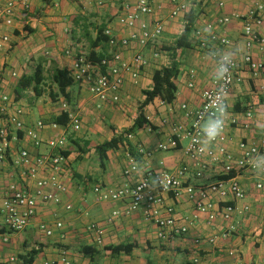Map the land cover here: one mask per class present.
<instances>
[{
	"label": "crops",
	"instance_id": "1",
	"mask_svg": "<svg viewBox=\"0 0 264 264\" xmlns=\"http://www.w3.org/2000/svg\"><path fill=\"white\" fill-rule=\"evenodd\" d=\"M26 1L30 6L29 10H18L13 25L1 28V34L8 38L6 41L0 40V89L4 88L8 94L14 90L19 78L32 74L38 64L42 66L44 75L48 70L52 72L55 68L67 67L71 57L64 54L66 48L71 46L72 49L81 51L78 40L95 39L98 26L104 24L105 29H112L116 34L117 17L125 0ZM150 1L160 9L155 10L149 19L159 20L163 25V32L155 41L154 46L157 49L174 45L183 30L184 16L190 11L196 14L193 32L204 31L206 26L211 25L217 34L230 40V46L219 48L210 45L207 49H200L196 46V38L192 32L189 37L191 48L176 52L180 72L175 80V99L170 104L154 99L145 107L144 114L149 125L132 135L129 141L136 152L140 146L150 153V156L140 155L139 160H135L139 166L138 172L128 176L123 174L129 166L125 146H119L107 153L104 170L99 167L95 147L132 125L143 100L141 92L150 89L153 72L169 62L166 52L161 51L160 58L154 59L151 46L141 50L149 60V65L141 71L137 79L126 78L120 102L117 104H104L97 108L89 94H82V89L80 95L74 92V96L71 94L73 90L68 89L70 97L74 99L72 106L62 99L53 105L42 103L40 99L43 96L31 102L41 115L39 120L45 122L59 117L61 104L68 103V110L76 113L81 120L82 135L76 139L72 138L77 145L67 138V135L75 132L67 129L64 133V149L70 154L62 176L66 186L62 204L39 203L32 222L20 233L12 232L0 224V253L4 259L1 264H24L20 256L26 255L34 248L39 249V253L33 264H44L45 261L54 259L59 250H65L74 264H194L195 258L205 264H235L237 257L251 264H264V176L253 177L248 172L235 176L245 197L241 201L230 203L235 212L227 222L217 219L208 223L206 215L194 211L184 196L178 199L171 194L162 193L164 204L160 215L165 217V209L171 208L178 225L187 228L186 234L168 240L158 237V228L153 222L144 219L141 209L128 216L120 214L109 223L107 220L111 218L112 212H123L126 202L96 201L94 187L118 188L133 185L146 170L174 171L188 165L190 167L185 182L195 187L209 186L223 176L220 164L206 171L202 178L195 177V168L184 155L188 144L184 130L190 128L192 116H186L182 106L195 112L202 104L204 91L212 87L216 68V61L212 58L213 52L239 48L241 51L236 60L241 63L245 52L241 39V22L233 17L231 22L223 27L216 25V22L225 16L243 15L258 0H179L187 6L188 12L177 18L169 16L173 7L171 0ZM5 2L6 0H0V13ZM35 12H41V15L31 16ZM262 17L264 18V11ZM257 32L264 36V28H257ZM207 36L204 31V37ZM97 50L105 52L106 46L98 47ZM137 51L138 47L131 45L124 51L123 56L131 60ZM251 54L255 60L264 61V52L257 48H254ZM13 72L15 77L11 75ZM191 72L194 74L193 79ZM241 77L242 81L233 85L227 97L228 114L236 119L234 123L229 122L227 127V134L232 139L228 149L234 158L239 156L238 142L252 143L264 139V130L258 127L264 125V74L253 77L244 68ZM190 82L192 87H189ZM75 87L77 90L80 86ZM25 101V98H21L17 103L23 106ZM249 110L252 111V117L247 120L243 114ZM32 116L31 110L25 109L23 122L26 128H32L35 124ZM177 127L183 129L178 139V148L168 152L158 151L157 145L172 137ZM56 135H60V132L45 130L41 135L40 146L34 148L29 141H24L15 147H24L31 154L45 153L48 151L46 141ZM261 154H264V149ZM76 162L78 165L74 169L72 163ZM9 183L29 184L21 179L19 173L10 165H5L0 170V202L3 200L4 188ZM257 184H261L262 188L257 189ZM66 204L72 206L71 211H65ZM244 206L249 207L248 212L242 211ZM57 220L63 223V227L61 230H55L51 237H46L38 230L40 223L53 225ZM93 222L102 226L99 234L87 230L88 225ZM227 231L228 238L222 239L220 235ZM97 237H100V242H97ZM211 237H216L213 244L207 242ZM195 239L202 242L195 244ZM120 244H134L135 247L129 254L111 255L109 251L104 250L106 246ZM82 247H91L90 253L84 255L80 251ZM229 251L235 254L230 256ZM10 257L15 260L8 261Z\"/></svg>",
	"mask_w": 264,
	"mask_h": 264
},
{
	"label": "built area",
	"instance_id": "2",
	"mask_svg": "<svg viewBox=\"0 0 264 264\" xmlns=\"http://www.w3.org/2000/svg\"><path fill=\"white\" fill-rule=\"evenodd\" d=\"M119 1V0H114ZM173 5L169 16L177 18L188 12L187 6L179 0H171ZM30 6L26 0H6L0 13V40L6 41L7 36L1 34L2 27H11L14 23L15 14L18 10L27 12ZM150 0H125L121 6V12L117 17L118 31L113 33L112 29H105L104 35L108 38L104 57L100 60L89 58V53L76 51L72 47L66 48L64 54L71 57L67 69L78 85L85 88L89 96L97 104V108L104 104H117L120 102L122 89L126 78L137 79L141 71L149 65V60L141 52L148 46L152 47V57L159 59L161 52L155 45L156 39L163 32V25L159 20L151 21L155 10H159ZM264 0L256 1L243 14H233L231 17L225 16L217 20L216 25L223 27L235 18L241 22V39L243 41L244 55L241 63L235 61V66L230 70V79L226 83L228 96L234 84L242 81L241 71L245 68L253 77L264 74V61H257L253 58L251 51L257 48L264 52V36L257 32V28H264ZM213 28V27H212ZM193 36L196 38V46L200 49L212 47H229L231 42L227 37L217 34L214 29L211 35L204 37V31L195 30ZM135 45L138 51L132 56L131 60L124 58L125 50ZM224 51L212 53V58L217 61L218 57ZM13 77L16 74H11ZM191 79L194 78L193 72L190 73ZM189 87H192L190 82ZM219 85L213 82L211 88L204 91L202 95V104L195 111H189L186 106H182L186 116H192V124L189 129L184 130V136L188 139V144L184 150V155L195 168V177L200 179L204 173L215 165H222V175L230 172L239 175L242 172H248L253 177H261L254 171L251 160L257 154H261L264 149V139L257 142L240 141L237 144L238 157L234 158L228 149V144L232 139L227 134L228 123L236 122L234 117L226 120L225 128L220 137L213 142L208 151H200V145L197 143L200 138V125L204 123L211 111V98L215 95ZM227 103V100H226ZM228 112V111H227ZM67 114V122L58 124L54 121L45 122L39 120L35 122L32 128H26L23 122L25 109L14 100V95H3L0 98V170L5 165H10L14 171H17L24 179L29 182L28 185L18 183H9L4 188L3 200L0 202V224L12 232L20 233L24 231L32 222L36 207L39 203L60 205L62 204V195L66 192V186L62 181L63 173L67 168L68 159L61 152L64 151L66 138L64 133L67 129L73 132H79L81 129V120L79 116L68 110V105L61 104V114ZM244 118L249 120L252 117V111L243 114ZM45 130L51 132H60V135L54 136L46 141L48 149L45 153L31 154L24 147L16 149V145L29 141L34 148L40 146L41 135ZM182 127L174 129L172 137L166 142L159 143L156 147L158 151L168 152L178 148V139ZM132 139V135L128 136ZM140 155L149 157L150 153L142 147H138ZM129 166L123 174L128 176L138 172V164L128 154ZM188 165H184L174 171H152L146 170L142 173L140 179L133 185H125L118 188H103L96 186L93 193L96 201L100 203L111 202L118 203L125 201L123 212L113 211L112 219L123 214L125 216L141 209L146 221L153 222L158 228V237L162 240H168L182 236L187 233L184 225H178L177 220L172 215V209L166 208V216L160 215L163 207L162 193L171 194L175 198L182 196L192 205L194 211L204 214L208 223H213L217 219L227 222L231 219L235 209L230 204L233 201L244 199V192L236 179H219L209 186L195 187L185 182L186 174L189 171ZM159 175L163 183L154 191L152 187V177ZM257 189L262 185L257 184ZM65 211H71L70 204L64 205ZM243 212H248L249 207L244 206ZM63 223L60 220L53 225L40 223L38 230L46 237H51L55 230H61ZM102 226L98 223H90L87 230L96 234L100 233ZM232 230V228L230 229ZM229 231L222 233L220 237L227 239ZM216 237L207 239L209 244L215 242ZM6 239H4L5 241ZM100 242V237H97ZM195 244H200L202 240L195 239ZM235 252L229 251V255ZM15 259L10 257L8 261ZM4 259L0 253V264ZM194 264H205L199 258L193 259ZM44 264H74L65 250H59L54 259L47 260ZM235 264H251L236 259Z\"/></svg>",
	"mask_w": 264,
	"mask_h": 264
},
{
	"label": "trees",
	"instance_id": "3",
	"mask_svg": "<svg viewBox=\"0 0 264 264\" xmlns=\"http://www.w3.org/2000/svg\"><path fill=\"white\" fill-rule=\"evenodd\" d=\"M26 16L28 13H25ZM41 12L32 13L31 16L39 17ZM196 18V14L192 11L188 12L184 16L185 24L181 34L175 40V43L171 47L163 46L159 49V51H164L168 54L169 62L167 65L162 66L158 70H155L152 74V85L150 89L143 90L141 92L143 96V100L140 103L137 109V116L134 119L132 125L124 129L117 135H114L110 140L104 141L101 144L95 147V152L97 154V159L99 163V167L101 170L105 169L106 161H107V153L112 150H116L119 146H125L128 154L134 159L139 160L140 154L138 151L136 152L134 146L130 143L128 136L134 135L139 130L145 128L149 125V121L146 119L144 114V109L148 106L154 99H159L161 102L165 104H170L174 101L177 87L175 84V80L179 75V63L177 61L176 52L178 50H184L191 48V43L189 40L190 35L193 32L194 21ZM29 33L31 32L29 29H26ZM105 25H101L97 27V33L95 39H90V47L91 50L89 52V58L93 60H100L104 57V52L98 51L97 48H104L108 41V38L104 35ZM51 82L56 87L55 92H50L49 95L52 100H55L59 96L63 97L67 102L71 101L70 93L68 91L69 88L76 86L78 83L74 81L71 77L67 67L64 68H55L51 72L50 76ZM45 82V76L43 68L40 64L37 65L35 71L30 75H22L17 85L14 88V100L18 102L24 93L27 91H32L35 96L40 97L43 93V85ZM55 123L65 124L67 122V114H61L59 117L53 119ZM152 128V127H151ZM73 143L78 145L75 140ZM76 145V146H77ZM87 146V143H85ZM65 157H68L69 151L61 152ZM236 176V173L230 172L227 175H223L220 179H231ZM135 247L134 244H120L116 246H106L104 250L109 251L111 255H117L120 253L129 254L132 249ZM80 251L87 255L91 251V247H82ZM39 253V249H32L26 255L20 256V259L24 261V264H33V261L37 254Z\"/></svg>",
	"mask_w": 264,
	"mask_h": 264
},
{
	"label": "clouds",
	"instance_id": "4",
	"mask_svg": "<svg viewBox=\"0 0 264 264\" xmlns=\"http://www.w3.org/2000/svg\"><path fill=\"white\" fill-rule=\"evenodd\" d=\"M204 31L208 35H211L213 33V28L211 25H208L204 28ZM240 51L239 48L226 51L222 53L216 61L213 78L219 87L215 95L211 98V111L204 120V123L200 125V138L197 143H199L200 151L202 152L208 151L213 142L216 141L224 131L228 118L226 103L228 92L226 83L230 79V70L235 66V61ZM258 127L264 130V125H258ZM251 164L257 175H264V154H257L252 157ZM162 183L163 181L160 176L154 175L152 177V187L149 188V190H156Z\"/></svg>",
	"mask_w": 264,
	"mask_h": 264
},
{
	"label": "rangeland",
	"instance_id": "5",
	"mask_svg": "<svg viewBox=\"0 0 264 264\" xmlns=\"http://www.w3.org/2000/svg\"><path fill=\"white\" fill-rule=\"evenodd\" d=\"M78 44L80 45V50L81 51H83V52H86V53H89L90 52V50H91V47H90V40H88V39H80V40H78ZM45 82H44V85H43V87H42V89H43V93H42V96L43 97H41V99L40 100H42V103H48V104H50V105H53V104H56L57 102H60V99H62L63 101H65V102H67L63 97H61V96H59L58 98H56L55 100H52L51 99V97H50V95H49V93L50 92H55L56 91V87L54 86V84L51 82V79H50V76H51V71L50 70H48V71H46L45 72ZM77 86H78V84H77ZM80 86V85H79ZM11 88V87H10ZM75 86H73V87H71V88H69L70 90H73L72 91V96H74V92L76 93V92H78V95H80V89H82L83 90V92H82V94L85 96L86 95V93H87V91L85 90V88L84 87H82V86H80L79 88H77V90H75ZM14 90H11V93H9L10 95H14V92H13ZM8 94V91L7 90H5L4 88L3 89H0V98L3 96V95H7ZM88 94V93H87ZM22 98L24 99H26V101H25V104H23V107L25 108V109H30L31 110V112L33 113V116L32 117H34V122H37L39 119H40V113L38 112V110L37 109H35L34 107H33V105H31V102L33 103V101L34 100H37L39 97H37V96H35V94L32 92V91H27L26 93H24L23 95H22ZM72 98V97H71ZM92 99V98H91ZM94 101V100H93ZM71 102V103H70ZM70 102H68L69 103V105H73V102H74V99L72 98V100L70 101ZM67 103V104H68ZM71 105V106H72ZM76 111H77V109H76ZM87 115H85V117H86ZM82 125V124H81ZM80 131H81V129H80ZM75 132V134H69V135H67V138H68V141H69V139H76V138H79V137H81V132ZM72 139V140H73ZM77 165H78V162H76V163H72V166H73V168L74 169H76V167H77Z\"/></svg>",
	"mask_w": 264,
	"mask_h": 264
}]
</instances>
